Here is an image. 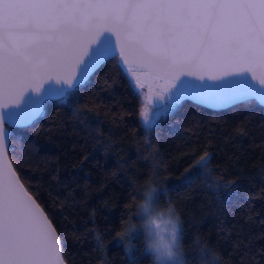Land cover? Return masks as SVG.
<instances>
[{
    "label": "trees",
    "instance_id": "16d2710c",
    "mask_svg": "<svg viewBox=\"0 0 264 264\" xmlns=\"http://www.w3.org/2000/svg\"><path fill=\"white\" fill-rule=\"evenodd\" d=\"M144 105L109 60L69 102L44 100L30 125L8 127V158L55 228L65 264H152L139 234L124 232L139 189L153 179L183 218L191 264L194 240L222 264H264V105L212 109L185 100L154 122L150 114L149 124Z\"/></svg>",
    "mask_w": 264,
    "mask_h": 264
},
{
    "label": "snow or ice",
    "instance_id": "6c2138e0",
    "mask_svg": "<svg viewBox=\"0 0 264 264\" xmlns=\"http://www.w3.org/2000/svg\"><path fill=\"white\" fill-rule=\"evenodd\" d=\"M117 57L144 96L145 124L185 100L264 105V0H0V264H64L56 230L5 160L8 127L30 125L44 100L69 102Z\"/></svg>",
    "mask_w": 264,
    "mask_h": 264
},
{
    "label": "clouds",
    "instance_id": "9594fccd",
    "mask_svg": "<svg viewBox=\"0 0 264 264\" xmlns=\"http://www.w3.org/2000/svg\"><path fill=\"white\" fill-rule=\"evenodd\" d=\"M145 142H148L147 137ZM156 161L153 156L151 160L153 168L157 167ZM161 196L164 197L163 201L160 199ZM134 215L136 219H130L125 225L124 235L128 237L133 233L139 234L152 264H191L181 235L183 218L161 182L157 183L153 179L139 189ZM162 222L167 225L162 230L164 236H161L158 230ZM95 235L99 240L100 233L96 232ZM192 243L198 253V264H213V262L222 264L220 254L206 241L194 240ZM101 264H104V261H101Z\"/></svg>",
    "mask_w": 264,
    "mask_h": 264
},
{
    "label": "water",
    "instance_id": "95a60500",
    "mask_svg": "<svg viewBox=\"0 0 264 264\" xmlns=\"http://www.w3.org/2000/svg\"><path fill=\"white\" fill-rule=\"evenodd\" d=\"M106 36H107V34H106ZM118 59H119V57H117L116 62L118 61ZM117 64H118V63H117ZM125 72H126V71H125ZM127 76H128V78H129V80H130V76H129V74H127ZM191 83H192L193 86H196V87H199V86H200V82H199V81H195V80H193ZM132 84H133L134 87H135L134 81L132 82ZM205 86H208V87H218V86H220V85L208 84V82H205ZM51 87H53V85H52L51 83L44 85V87H43V89H42V91H41V94H40L39 96H35V95H33V94L31 93V90H29L28 94H26V96H25L24 104L21 105V109H20V110L23 109L24 105H26V104H28V103H30V102H39V101L41 100V97L46 96V95L48 94V91H49V89H50ZM145 91H146V90H145ZM143 98H144V96H143ZM254 100H255V99H254ZM255 101L258 102L257 100H255ZM165 102H169L167 98H165V100L162 101V102H155V100H154V103H156V106H159V105H161V104H163V103H165ZM258 103H259V102H258ZM260 104H261V103H260ZM7 142H8V138L6 139V142H5V151H6L5 160H6V162H8V163L11 164V162H10V160H9V158H8V155H7V150H6V148H7ZM17 176H18V175H17ZM20 182H21V181H20ZM21 183H22V182H21ZM30 194H31V193H30ZM31 195H32V194H31ZM33 198H34V197H33ZM40 207H41V206H40ZM42 210H43V209H42ZM43 211H44V210H43ZM49 221H50V220H49ZM52 226H53V225H52ZM53 228H54V227H53ZM54 229H55V228H54ZM56 234H57V232H56ZM57 236H58V234H57ZM64 264H65V262H64Z\"/></svg>",
    "mask_w": 264,
    "mask_h": 264
},
{
    "label": "rangeland",
    "instance_id": "374dc122",
    "mask_svg": "<svg viewBox=\"0 0 264 264\" xmlns=\"http://www.w3.org/2000/svg\"><path fill=\"white\" fill-rule=\"evenodd\" d=\"M143 99H144V98H143ZM144 104H145V103H144ZM165 105H166V103L154 107V109H153V114H154L159 108H163V107H165ZM144 108H145V105L143 106V109H144ZM150 114L152 115L151 112H150ZM166 227H167V225H165L163 222L159 225L158 230L160 231V235H161V236H164V235H165V233H164L162 230H163L164 228H166Z\"/></svg>",
    "mask_w": 264,
    "mask_h": 264
},
{
    "label": "flooded vegetation",
    "instance_id": "af4514ba",
    "mask_svg": "<svg viewBox=\"0 0 264 264\" xmlns=\"http://www.w3.org/2000/svg\"><path fill=\"white\" fill-rule=\"evenodd\" d=\"M165 103H169V102H165ZM164 104V103H163Z\"/></svg>",
    "mask_w": 264,
    "mask_h": 264
}]
</instances>
